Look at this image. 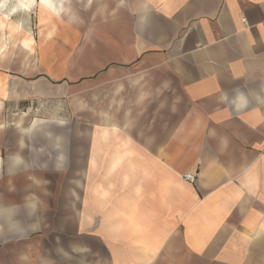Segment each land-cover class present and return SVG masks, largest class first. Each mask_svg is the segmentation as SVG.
<instances>
[{
	"label": "crops",
	"instance_id": "1",
	"mask_svg": "<svg viewBox=\"0 0 264 264\" xmlns=\"http://www.w3.org/2000/svg\"><path fill=\"white\" fill-rule=\"evenodd\" d=\"M101 1L82 40L126 52L90 53L106 64L89 72L75 53L60 79L29 60L68 1L0 7V95L24 109L73 94L89 121L17 139L45 143L60 179L28 176L0 205V264H264V0Z\"/></svg>",
	"mask_w": 264,
	"mask_h": 264
},
{
	"label": "rangeland",
	"instance_id": "2",
	"mask_svg": "<svg viewBox=\"0 0 264 264\" xmlns=\"http://www.w3.org/2000/svg\"><path fill=\"white\" fill-rule=\"evenodd\" d=\"M67 1L66 14L59 17L57 13V16L53 13L49 15L52 18L51 22H54V24L51 23L49 30L45 31L47 39L39 40L38 38L41 37L40 31L43 29H34L33 56L29 60V63L35 69L42 66L44 73L54 74L56 79H60L57 75L64 73L68 70L69 64L73 63V61H64V58H74L75 53L84 55L81 59L85 60L78 59V63L84 67L83 71L89 72L94 66L106 64L103 61L91 63L89 61L90 53L98 54L100 58L106 57V53H121L123 50V52H126V49L121 46L106 47L105 40L101 38L97 41V47H90L88 43H85L82 39L88 28L96 26L92 23L95 16L91 14L92 9L87 6V0L77 3L73 0ZM102 2L98 0V3ZM75 4L77 8H75ZM45 21L50 22V19H45ZM75 22L78 25L77 27L81 28V33L78 29L73 28L72 23ZM78 38H81V40H76ZM41 41L44 44H41ZM67 42L70 45L65 46L63 43ZM17 65L20 69L22 62L19 61ZM9 74H12V72H9ZM73 97V94H71L66 103L56 101L54 98L45 101L36 98L37 100H34L33 103L30 102V105L22 109L21 107L14 108L10 103H7V100L11 99L10 93L3 92V95H0V205L20 199L22 190L27 185L26 179L28 176L38 177L39 180L47 183L55 184L59 181V174L50 173L45 169L47 166L40 163L42 157L45 160H49L51 157L50 151L44 148L45 145L43 144L45 143L31 142V139H29L30 142L26 145L34 148L31 152V149L26 145L21 146V149H19L17 139L22 135L32 137L35 134H46L54 131L67 134H73L74 132L87 133L88 117L81 120L75 119ZM33 169L36 173H30V175L25 173L28 170L32 172ZM8 245L9 239L0 242V260L8 261V252L3 255L1 253L2 249L8 251Z\"/></svg>",
	"mask_w": 264,
	"mask_h": 264
},
{
	"label": "clouds",
	"instance_id": "3",
	"mask_svg": "<svg viewBox=\"0 0 264 264\" xmlns=\"http://www.w3.org/2000/svg\"><path fill=\"white\" fill-rule=\"evenodd\" d=\"M0 7H3V8L8 7V4L5 2V0H0ZM17 7H30V4L22 3V4L17 5ZM15 11H16V8H13L12 12H15ZM7 18L8 17H5V19Z\"/></svg>",
	"mask_w": 264,
	"mask_h": 264
},
{
	"label": "built area",
	"instance_id": "4",
	"mask_svg": "<svg viewBox=\"0 0 264 264\" xmlns=\"http://www.w3.org/2000/svg\"><path fill=\"white\" fill-rule=\"evenodd\" d=\"M183 178L189 182H193L195 180V175L185 173V174H183Z\"/></svg>",
	"mask_w": 264,
	"mask_h": 264
},
{
	"label": "bare ground",
	"instance_id": "5",
	"mask_svg": "<svg viewBox=\"0 0 264 264\" xmlns=\"http://www.w3.org/2000/svg\"><path fill=\"white\" fill-rule=\"evenodd\" d=\"M42 2V1H41Z\"/></svg>",
	"mask_w": 264,
	"mask_h": 264
}]
</instances>
